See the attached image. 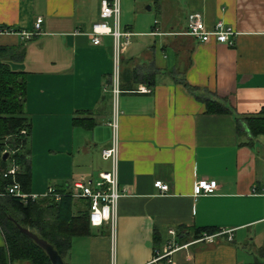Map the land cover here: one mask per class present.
<instances>
[{
  "label": "crops",
  "instance_id": "0c3cea01",
  "mask_svg": "<svg viewBox=\"0 0 264 264\" xmlns=\"http://www.w3.org/2000/svg\"><path fill=\"white\" fill-rule=\"evenodd\" d=\"M103 1L0 0V27L13 30L0 34V61L25 79L30 165L38 151L60 179L42 189L32 173L31 193L68 192L110 171L102 152L118 115L124 195L114 225L73 237L64 263L148 264L173 242L172 264H264V133L250 130L264 118V0H121L118 23L107 21L131 35L96 45L89 33ZM191 13L208 28L232 26L234 44L187 34ZM39 17L41 30L25 38ZM201 179L218 189L195 196ZM207 227L233 239L197 241Z\"/></svg>",
  "mask_w": 264,
  "mask_h": 264
},
{
  "label": "trees",
  "instance_id": "16d2710c",
  "mask_svg": "<svg viewBox=\"0 0 264 264\" xmlns=\"http://www.w3.org/2000/svg\"><path fill=\"white\" fill-rule=\"evenodd\" d=\"M24 88L23 74L0 61V172L8 169L14 157L20 166L17 180L23 191L31 193L32 171L26 149L31 125L23 110ZM22 130H26V134ZM250 130L254 134L264 133V118L250 121ZM7 136H11L9 140H6ZM6 149L16 151L7 160L3 157ZM11 184L12 177L0 178V226L7 241V246L0 248V264H52L46 251L24 234L18 225L52 244L62 258L69 251L73 237L90 235L89 202L86 199H74L68 191L60 192L63 194L60 200L43 197L25 202L7 192ZM77 202H81L83 208L74 212ZM203 232L216 233L218 229H198L194 238L198 239Z\"/></svg>",
  "mask_w": 264,
  "mask_h": 264
},
{
  "label": "built area",
  "instance_id": "2783aa9c",
  "mask_svg": "<svg viewBox=\"0 0 264 264\" xmlns=\"http://www.w3.org/2000/svg\"><path fill=\"white\" fill-rule=\"evenodd\" d=\"M121 12V0H104L101 9V20L95 22L92 25V30L89 35L94 44L101 43L103 35H113L119 43L121 37L131 35V33H122L118 25L111 27L108 24L109 18H115L116 22L119 21ZM43 18L39 17L36 22L35 33L22 32L25 38H30L34 34L39 33L41 30V23ZM13 31L11 28L0 27V34L4 32ZM187 34L201 40L202 42H208L215 40L221 43L234 44V37L237 35V31L230 25H227L223 20L218 21L213 28H208L201 13H191L188 19ZM119 47V44H118ZM117 47V50L119 48ZM140 91L149 92L148 87H141ZM120 93L119 86L113 88V94L116 98ZM115 130V137L113 144L109 148H105L102 152L104 159L112 160V169L110 171H103L99 174L97 180H83L78 179L73 182V189L71 195L74 199H86L89 202L88 219L92 226L98 227L104 224H112L115 222V215L118 208V203L124 191L120 188L118 181V157H119V139H118V115H115L113 122ZM23 134H26V130H22ZM9 151L10 156L14 155L16 151L6 149L4 152ZM20 172V166L17 164L16 159L12 157L10 160V166L6 171L0 173L2 177H12L13 184H11L7 192L10 195L20 197L25 202L29 199L35 201L43 197H54L56 200L62 198V193L58 192L54 187H50L44 195H38L33 193H27L23 191L21 184L17 180V176ZM155 186L161 190L162 193L169 191V185L163 181H156ZM218 189V182L215 180L201 179L196 181L194 185V195L200 196L207 193H212ZM171 234H176L175 230L169 231ZM226 234L228 239H233L232 230H221L216 233L203 232L197 241H205L206 243H214L216 238ZM177 248L176 243L171 242L164 249L157 250L154 258L148 264H172L173 253Z\"/></svg>",
  "mask_w": 264,
  "mask_h": 264
},
{
  "label": "rangeland",
  "instance_id": "374dc122",
  "mask_svg": "<svg viewBox=\"0 0 264 264\" xmlns=\"http://www.w3.org/2000/svg\"><path fill=\"white\" fill-rule=\"evenodd\" d=\"M10 137L11 136H7L6 140H9ZM30 146L32 147V145ZM31 158V171L34 173V179L38 188L42 187V189H44L49 183L56 184L60 181V179L56 178L57 171L55 168L50 169L51 162L49 159L43 160V157L38 155V151H32ZM24 263L29 264L27 262Z\"/></svg>",
  "mask_w": 264,
  "mask_h": 264
},
{
  "label": "water",
  "instance_id": "95a60500",
  "mask_svg": "<svg viewBox=\"0 0 264 264\" xmlns=\"http://www.w3.org/2000/svg\"><path fill=\"white\" fill-rule=\"evenodd\" d=\"M9 156H10L9 151L4 152L3 157L5 160H7ZM18 227L24 234L29 236L37 245H39L41 248H43L46 251L52 264H65L62 256L59 254V252L54 248L52 244H50L45 239L39 237L36 233H34L28 228L22 227L21 225H18Z\"/></svg>",
  "mask_w": 264,
  "mask_h": 264
}]
</instances>
